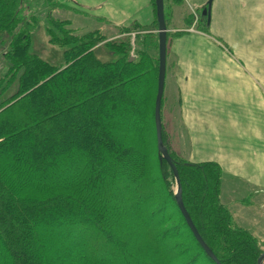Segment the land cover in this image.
Listing matches in <instances>:
<instances>
[{"label":"trees","instance_id":"trees-1","mask_svg":"<svg viewBox=\"0 0 264 264\" xmlns=\"http://www.w3.org/2000/svg\"><path fill=\"white\" fill-rule=\"evenodd\" d=\"M23 1L0 0V41L10 37L0 78V249L7 250L0 264H217L181 213L173 169L159 159V34L133 39L139 26L80 32L70 19L54 16L70 6L47 0L49 42L69 46L64 63L55 65L30 51L39 17L21 18ZM209 25L202 15L197 28L208 32ZM183 34H167V54L169 37ZM102 42L116 60L96 55ZM175 102L179 108L181 100ZM150 136L155 155L148 151ZM163 140L186 209L219 261L258 264L264 241L222 203V166L175 153L164 124Z\"/></svg>","mask_w":264,"mask_h":264},{"label":"crops","instance_id":"crops-1","mask_svg":"<svg viewBox=\"0 0 264 264\" xmlns=\"http://www.w3.org/2000/svg\"><path fill=\"white\" fill-rule=\"evenodd\" d=\"M58 1L115 27L139 26L133 39L158 33L153 0ZM208 3L165 0L168 33L184 31L169 37L165 92L173 86L181 100L173 127L186 129L189 160L222 166L221 201L231 211L264 185V0H212L209 31L191 30L188 16L202 17Z\"/></svg>","mask_w":264,"mask_h":264},{"label":"rangeland","instance_id":"rangeland-1","mask_svg":"<svg viewBox=\"0 0 264 264\" xmlns=\"http://www.w3.org/2000/svg\"><path fill=\"white\" fill-rule=\"evenodd\" d=\"M48 10V1L47 0H24L22 7L20 9V16L23 19L30 17L31 15H37L39 17V22L36 28H34L31 32L32 44L30 51L36 53L43 57L44 59L52 62L55 65H61L64 63V51L69 46H59L49 42V36L47 33V27L49 26V19L46 15ZM195 16L193 17V23L190 25L191 30H196L199 32H205L197 28V24L200 21V11H195ZM56 18L60 19H70L72 21V27L78 29L80 32H87L89 30L99 29L103 33H108L110 28H114L115 26L112 23L107 22L104 18L98 16H87L86 14H77L70 10L64 9H57L54 13ZM189 26V25H187ZM113 38V37H112ZM110 38V39H112ZM108 39V40H110ZM3 42L0 41V78L3 77L8 69V63L3 57L4 49L9 47L10 37L5 36L3 37ZM155 42V40H154ZM263 46V48H262ZM233 47V45L231 46ZM260 51H262L263 60L260 62H264V44L260 45ZM96 55L103 61H113L118 58L116 54L110 51L105 45L104 42L100 43L95 50ZM155 52V50H154ZM136 57L132 56L134 60ZM240 74L242 72L240 71ZM244 78L246 74L243 73L242 75ZM175 87L168 86L166 93H165V109H164V118L163 124L167 134V141L171 146L172 150L177 153L178 155L182 156L185 159H190V149L187 144L188 136L186 135V129L181 128L175 129L173 127V123L176 125L178 120L176 118L177 113L179 114V108L176 104V93ZM17 89V86L14 85L10 87L2 96L1 99L8 97L9 95L13 94ZM3 97V98H2ZM174 108V112L171 113L170 109ZM171 114L174 118V121H171ZM172 123V124H171ZM181 123V120H179ZM156 145L154 142L153 136H150V144L148 151L152 152L155 155ZM125 183L128 187H130L129 183L125 179ZM225 185V184H224ZM225 187V186H224ZM174 192L177 190L176 180L175 184L172 185ZM140 189L134 188L135 191H139ZM252 198L246 197L244 202L240 204L238 207L231 208V211L234 213V221L238 223L240 226L245 227L257 236L261 241H264V185H261L259 188L257 187L252 192ZM106 199L116 200L120 202L117 198H111L108 196ZM232 207V206H231ZM122 231L128 229V226L120 227ZM120 235L118 236L117 240H113V243L118 245L120 239ZM120 239V240H119ZM119 240V241H118ZM131 245V244H130ZM129 245V246H130ZM134 246H131V248ZM66 248H62L64 251ZM7 250L5 248L0 249V259L6 257ZM102 255V252H96L95 256Z\"/></svg>","mask_w":264,"mask_h":264},{"label":"water","instance_id":"water-1","mask_svg":"<svg viewBox=\"0 0 264 264\" xmlns=\"http://www.w3.org/2000/svg\"><path fill=\"white\" fill-rule=\"evenodd\" d=\"M211 2L212 0H209L208 7L203 10V15H206V14L208 15L209 23H210ZM155 5H156V13H157V21H158V33H159V74H158L157 94H156V100H155V124H156L159 159L161 162L163 160H166L171 166V168L173 169L175 180H176V185H177V190L175 191L176 201L190 230L193 232L195 238L204 248L206 253L217 264H222L217 258V256L214 254V252L210 249V247L203 240L202 236L200 235L196 225L194 224L190 216V213L186 209V206L182 198V184L180 181L178 169L176 167L174 159L172 158L163 140V122H162V116H161V106H162L163 95L165 92V80H166V70H167L168 26H167L166 17H165V1L155 0ZM258 264H264V252L258 258Z\"/></svg>","mask_w":264,"mask_h":264}]
</instances>
